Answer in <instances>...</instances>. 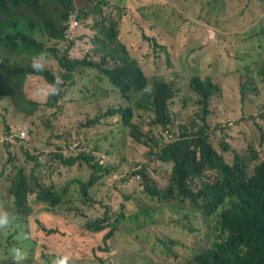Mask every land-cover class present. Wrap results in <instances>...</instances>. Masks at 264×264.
Here are the masks:
<instances>
[{"label": "trees", "instance_id": "16d2710c", "mask_svg": "<svg viewBox=\"0 0 264 264\" xmlns=\"http://www.w3.org/2000/svg\"><path fill=\"white\" fill-rule=\"evenodd\" d=\"M122 1L126 2L123 6H116L118 20L126 15L132 16L131 12L123 10L124 7L144 5L147 0ZM233 1L243 3V0ZM259 1L264 9V0ZM108 3L104 0H82L81 3L76 0H0V99H12L20 112L46 109L42 123L48 127L52 119L61 123L67 117L63 110L67 91L62 87L73 76L91 82L102 97L110 93L103 92L96 80L106 79L126 102L111 105L98 113L85 124L86 130L77 127L73 123L74 116L70 115L69 127L65 130L68 134H48L45 140L47 155L42 158L36 156L29 136L22 140L18 128L11 130L24 143V156L27 162L32 161L34 175H27L20 162H14L16 173L13 178L6 174V179L11 181L9 201L14 212L8 207L0 210V237L6 240L0 254L7 259L13 257L15 263L25 258L28 264V255L46 244L62 253L49 254V260L67 256L66 260L77 264H105L98 257L91 256L89 250L106 253L116 239L132 244L158 230L176 229L178 235H182L198 222L196 227L201 223L206 226H201L204 234L196 245L188 246L183 259L173 253L177 262L172 264H264V62L256 71L262 83L252 82L247 88H239L240 98L231 97L223 83L215 84L211 76L206 79L213 84L195 78L191 87L198 98L195 106L192 108L184 101L178 102L183 111H192L188 124H181L177 132H172L175 129L171 127L173 116L170 109L177 103L171 97L169 87L165 84L154 87L144 78L142 69L118 39L115 18L104 16L97 25L93 23L94 17L100 15ZM191 6L194 14L203 15L217 24L211 3L205 4L201 0ZM167 15L164 20L151 13L137 18L136 23L145 33L148 29L152 36H146L147 39L170 56L173 43L160 31V25L165 22L170 25L171 21L177 26L180 24L174 20L175 12ZM74 22L77 24L73 25ZM156 25L158 38L152 33ZM79 27L86 30L91 40L89 51L92 55L71 59V53L62 55L59 46L74 47L73 35ZM218 28L221 30L219 25ZM224 35L222 31L219 44L203 67L206 71H220L223 64L225 68L221 71L231 75L240 87L242 74H237L238 67L232 61L235 56L233 45L226 42ZM259 35L264 38V22ZM45 40L56 41V44L48 49ZM174 47L177 49L180 44L176 43ZM36 59L53 60L59 70L52 73L38 67L36 72L31 68ZM30 76H41L45 81H32L30 86ZM257 90L263 92L255 95ZM143 91L144 98L136 100L134 93L141 95ZM219 92L221 100L212 109L209 99ZM37 94L45 101L38 99ZM136 111L151 117L152 125L169 130L173 138L166 140L164 132L147 136L137 123L132 122ZM113 121L128 129L121 133L125 134L132 148L127 150L124 164L117 169L130 191L126 202L135 200L132 212H126L124 203L125 213L113 219L107 208L102 218L88 219L74 239L58 235L64 242L51 228H44L46 231L32 227L19 230L15 199L19 206L23 205L32 178L29 197L36 194L37 200L47 205L44 214L56 212L64 194L74 189L83 206L75 205L70 199L67 202L72 211L80 217H87L86 208L90 204L95 207L90 189L102 176L116 169L114 165L104 163L103 154L97 148L96 152L88 148L89 130L102 131ZM235 131L243 134L235 137ZM56 139L62 140L61 143ZM235 142L237 146H234ZM6 145L20 148L16 139L10 136ZM5 155L11 159L9 149ZM17 158L22 156L18 154ZM84 165L91 173L87 181L74 176L62 184L46 183L42 177L46 173L44 169L53 176L54 170H72ZM125 217L126 222L134 227L129 233L122 232L119 227ZM110 264L126 263L119 255Z\"/></svg>", "mask_w": 264, "mask_h": 264}, {"label": "rangeland", "instance_id": "374dc122", "mask_svg": "<svg viewBox=\"0 0 264 264\" xmlns=\"http://www.w3.org/2000/svg\"><path fill=\"white\" fill-rule=\"evenodd\" d=\"M81 3L82 0H76ZM109 1L104 5L103 11L93 19V23L102 20L104 16L113 17L118 22V39L124 44L131 58L138 63V66L145 72L149 80L153 82L156 79H164L173 84L175 87V104L170 109L173 116V125L177 132L181 124H188L187 119L190 113L183 111L178 102L184 101L190 107H194L197 96L190 88V79L199 75L202 78L211 76L215 83L222 82L231 97H241L240 89L247 88L252 82H259L256 71L264 62V38L259 35V28L264 22V9L259 0H243V3L233 0H203L205 4L211 3V10L217 15L216 21L227 38L226 42L232 43V51L235 53L233 63L238 67V73L242 74V82L239 87L231 75L224 74L221 70L225 68L222 64L220 71H206L203 63L213 52L220 41V33L222 32L217 24H213L209 19L200 14H194L191 4L201 0H147L144 5H137L133 8L124 7V11L131 12L132 16H124L118 20L116 18V6H123L126 2L122 0H104ZM152 7H156L153 8ZM163 9L164 11H161ZM141 10V11H139ZM175 12L174 20L178 21L180 26H177L174 21L170 25L165 22L160 25V31L171 39L173 46L170 47L172 54L167 55L166 52L156 47L151 40L146 36H152L147 29L145 31L136 23L137 18L149 16L155 13L158 19L166 20L168 12ZM158 25L152 29L153 36L159 37ZM40 34V30H38ZM73 38L76 40L74 47L70 49L67 44L60 45L62 55L71 53V59H77L78 56L84 54L92 55L89 50L92 47L91 40L86 34L84 28L76 29ZM179 43L180 47L175 48L174 44ZM46 47L51 49L55 46L56 41L45 40ZM35 67H42L50 72H56L59 67L56 62L48 59L34 60ZM95 76V73H92ZM45 79L41 76H30L28 84L31 86L32 81L41 83ZM103 92L110 94L102 97V94L88 80L76 79L74 76L62 88L66 92V105L63 110L67 117L57 123L56 119H52L51 126L48 127L42 123V117L46 109L42 108L38 111L26 110L20 112L14 105L12 99H0V209L8 207L14 211L9 201V188L11 181L6 179V174L11 178L14 177L16 170L14 162H20L27 175H34V165L32 161L27 162L24 156V143L21 142L16 134L11 133V130L18 128L25 130L29 134V141L32 147L36 150V156L46 157L47 146L45 140L48 134H68L65 130L69 127L70 115H73V123L80 129L86 130L84 127L87 122H91L93 118L100 112L106 111L111 105L126 102L120 98L118 92L113 89L111 84L105 79L103 81L96 80ZM45 87V86H43ZM49 91V89L45 87ZM240 88V89H239ZM262 90H257L255 95L262 93ZM38 99H45L37 94ZM221 100L219 95L213 98L211 108L214 104ZM133 121L137 123L141 130L147 135H159L164 132L166 136L167 129L151 124V117L145 113L135 112ZM75 125V124H74ZM128 130L125 126L113 121L105 125L102 131L89 130L87 146L89 149L97 150L102 153L105 164H112L115 170L102 176L99 182L90 189L91 196L95 202V207L86 208L87 217H80L79 214L72 211L71 205L67 202L70 199L75 205L82 207L83 202L78 197V192L74 189L68 191L63 196V202L58 207L56 212L44 214L46 204L37 201L36 194L29 197L31 212L27 219L22 215L18 216V229H34L44 230L51 228L57 233L69 239L77 237V233L83 230L84 224L88 219L94 221L97 218H102L108 208L113 219L120 213H125L123 204H126V212L131 213L135 208V200L126 202V196L130 193L126 184L120 178L117 169L124 164V158L127 155V150H131L130 142L125 134L121 133ZM111 132H114L112 134ZM33 134V135H32ZM235 137H240L243 134L235 131ZM239 134V135H238ZM16 139L18 147H10L6 145L9 138ZM13 136V137H12ZM167 140V138H166ZM58 143L62 140L56 139ZM234 146H237L235 142ZM9 149L11 159L5 155V151ZM20 154L21 159L17 156ZM8 161V163H6ZM6 164L5 169L3 166ZM36 165V163H35ZM171 166H168V168ZM167 168V167H166ZM43 177L46 183L55 181L58 184L67 182L69 177H80L87 181L90 177V170L86 165L75 167L72 170L59 169L53 171L51 176L48 170ZM73 171V172H72ZM84 172V173H83ZM37 180L40 181L37 177ZM46 186V185H45ZM198 224V222H197ZM196 224V226H197ZM193 227L192 230L178 235L179 231L170 229L166 231L152 232L142 238H139L132 244H125L123 239H116L112 243V248L106 253L89 250L91 256L98 257V260L105 264H110L119 255L125 260L126 264H172L177 262L173 257L175 253L183 259L186 256L189 245H196L200 236L204 234L206 227L201 223V226ZM121 231L129 233L134 227L125 219L121 222ZM60 240L62 238L58 236ZM14 240H11L12 242ZM64 242V241H63ZM174 242V244L172 243ZM6 240L0 237V251L4 248ZM49 254H62L50 245H40L36 250L30 253L27 257L28 264H48ZM0 264H27L24 258L21 262L15 263L14 258L7 259L0 254ZM72 264H77L73 263Z\"/></svg>", "mask_w": 264, "mask_h": 264}, {"label": "clouds", "instance_id": "9594fccd", "mask_svg": "<svg viewBox=\"0 0 264 264\" xmlns=\"http://www.w3.org/2000/svg\"><path fill=\"white\" fill-rule=\"evenodd\" d=\"M75 24H77V22H74L73 23V25H75ZM37 60V59H36ZM32 69H34V70H36V72H37V70H38V67H35L34 65L31 67ZM214 71H218V70H214ZM36 72H34L33 73V75H35V73ZM141 73L143 74V76H144V78L146 79V80H148L149 82H151L150 80H149V78H148V76L145 74V72L142 70L141 71ZM195 78H199L200 80H206V81H208V82H210V83H212L210 80H208V79H206V78H202L201 76H199V75H195V76H193L191 79H190V88L192 87V85H193V80L195 79ZM212 81L215 83V81L212 79ZM153 85H154V87H155V85L156 84H165V85H167L168 87H169V89H170V92H171V97L174 99L175 98V87L173 86V84L172 83H170V82H168V81H166V80H164V79H156V80H154L153 82H151ZM213 84V83H212ZM215 84H217V83H215ZM112 86V85H111ZM114 89V88H113ZM119 94V93H118ZM135 95H136V100H140V99H143L144 98V91H143V93L141 94V95H139V92L138 93H134ZM219 95V94H218ZM216 97V96H215ZM212 100H213V98H210L209 99V101L212 103ZM133 118H134V116H133ZM133 118H132V122H133ZM132 126H133V124H132ZM132 130H133V128H132ZM20 138L23 140L24 138H25V136L28 138V136H29V134H27V132L25 131V130H20ZM166 138H167V140H169V139H172L173 138V134L169 131V130H167L166 131ZM33 179V178H32ZM32 179L30 180V182L28 183V189H27V191H26V195H25V199H24V201H23V205L22 206H19L18 204H17V200L15 199V210H16V213H17V215L19 216V215H22L25 219H27V217L29 216V214H30V212H31V207L30 208H28L27 206L28 205H30V203H29V188H30V185H31V183H32ZM37 197V196H36ZM60 200H62L61 198H59ZM38 201V200H37ZM40 202V201H39ZM42 203V202H41ZM1 210V209H0ZM14 212V211H13ZM16 217V216H15ZM16 219L18 220V217H16ZM60 257H58V258H54V259H51L50 260V262L48 263V264H72V262H69V260H66V259H68V257L66 256L65 258H62V259H59Z\"/></svg>", "mask_w": 264, "mask_h": 264}]
</instances>
